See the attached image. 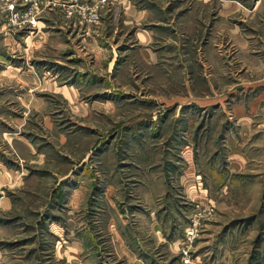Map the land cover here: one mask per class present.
<instances>
[{
    "label": "rangeland",
    "instance_id": "374dc122",
    "mask_svg": "<svg viewBox=\"0 0 264 264\" xmlns=\"http://www.w3.org/2000/svg\"><path fill=\"white\" fill-rule=\"evenodd\" d=\"M0 264H264V0H0Z\"/></svg>",
    "mask_w": 264,
    "mask_h": 264
},
{
    "label": "crops",
    "instance_id": "0c3cea01",
    "mask_svg": "<svg viewBox=\"0 0 264 264\" xmlns=\"http://www.w3.org/2000/svg\"><path fill=\"white\" fill-rule=\"evenodd\" d=\"M212 247H213V248H212L213 251H214V250H219V251H220L221 249H224V245L221 244V242H219V243H214ZM217 257H219V256H217Z\"/></svg>",
    "mask_w": 264,
    "mask_h": 264
},
{
    "label": "built area",
    "instance_id": "2783aa9c",
    "mask_svg": "<svg viewBox=\"0 0 264 264\" xmlns=\"http://www.w3.org/2000/svg\"><path fill=\"white\" fill-rule=\"evenodd\" d=\"M188 234L192 235V232H188Z\"/></svg>",
    "mask_w": 264,
    "mask_h": 264
}]
</instances>
